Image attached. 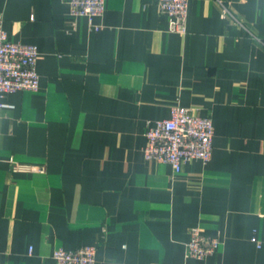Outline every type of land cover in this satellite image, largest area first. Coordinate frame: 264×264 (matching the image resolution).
Here are the masks:
<instances>
[{
  "label": "crops",
  "instance_id": "crops-1",
  "mask_svg": "<svg viewBox=\"0 0 264 264\" xmlns=\"http://www.w3.org/2000/svg\"><path fill=\"white\" fill-rule=\"evenodd\" d=\"M68 1L0 0L40 76L0 100V264L87 245L96 264H197L194 227L219 240L206 264H264V0H190L185 35L155 0H106L75 24ZM176 104L215 129L211 161L179 174L144 156Z\"/></svg>",
  "mask_w": 264,
  "mask_h": 264
},
{
  "label": "built area",
  "instance_id": "built-area-1",
  "mask_svg": "<svg viewBox=\"0 0 264 264\" xmlns=\"http://www.w3.org/2000/svg\"><path fill=\"white\" fill-rule=\"evenodd\" d=\"M155 1L161 15L168 20V32L185 35L190 0ZM68 6L69 16L75 24L81 18L92 21L102 17L106 0H69ZM222 17L242 26L225 5H222ZM38 59V47L10 40L0 21V100L20 91L39 90ZM0 107L5 105L1 103ZM214 136V124L210 117L201 116L195 109L176 104L172 107L169 118L149 123L144 156L146 160L172 166L174 173L179 174L186 163L201 161L207 164L211 161ZM12 163L15 171L45 174V167ZM253 241L261 247L256 239ZM218 246L217 238L206 236L201 228L194 227L190 231L187 256L197 260V264H206L207 259L216 253ZM32 251L30 248L29 253L32 254ZM96 257L97 248L90 245L75 250L58 249L52 255L56 264H96Z\"/></svg>",
  "mask_w": 264,
  "mask_h": 264
}]
</instances>
